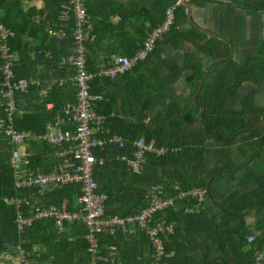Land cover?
<instances>
[{
  "label": "trees",
  "instance_id": "1",
  "mask_svg": "<svg viewBox=\"0 0 264 264\" xmlns=\"http://www.w3.org/2000/svg\"><path fill=\"white\" fill-rule=\"evenodd\" d=\"M25 1L29 0H0V21L15 35L9 42L16 55L15 79L32 78L38 82L15 95L18 113L14 116V126L34 136H42L46 125L61 113L65 105L74 103L76 99V87L71 81L74 67L62 63L63 59L73 54L71 33L74 22L72 18L67 26L61 22L64 0H35L36 4L24 11L22 5ZM176 1L84 0L90 36L93 37L86 44L87 70L96 72L114 56L132 55L147 34L162 22L164 11ZM206 1L189 0L194 5H203ZM184 18V6L178 4L174 10L173 25L163 40L156 44L146 60L134 67L147 68L143 75V79L148 81L147 102L142 105L139 119L130 122L123 111H117L110 105V97L101 91V86L108 79L95 78L91 82V92L102 95L101 101L95 104L96 113L105 116L102 129L107 134L102 136L117 135L124 141L123 148L110 144L95 150L96 155L103 159V164L94 171V178L98 192L106 197L103 204L105 215L123 217L134 214L147 206L150 188L155 186L166 197H174L179 191L193 188L205 189L206 183L195 177L196 173L203 172L204 134H211L220 128L223 135L216 131L212 138L226 139L238 131L253 129L262 115V110L253 105L251 97L241 99L240 111H235L234 106L243 82H258L264 78L263 63L238 65L229 58L212 64L196 95L195 99L199 101H191V95L182 99L171 93L169 85L188 67L187 60L181 68L163 60L162 50L166 45L175 48L189 42L197 53L211 60L226 58L230 52L228 45L215 37H207L193 29L190 32L178 30L176 25ZM63 28L66 38L50 36L49 29ZM191 68L194 74L190 77L193 93L204 73L198 67ZM3 117L4 108L0 106V119ZM196 118L199 120L198 129L194 135H189L186 127ZM137 137L153 141L157 146L179 149L163 157L147 155L139 174H134L120 157L131 158V143ZM252 137L248 135L247 138ZM32 147V163L43 172L51 171L59 162L50 154L54 148L42 140L32 142ZM9 149L0 134V255L5 243H21L30 253V264H85L88 245L80 223L67 224L64 231L58 234L53 220H38L22 235L18 234L14 224L15 208L6 199L23 195L27 201L30 200L27 192L22 194L12 184ZM79 194L77 185H66L49 189L43 199L58 207L63 200H67V209H72ZM236 201L234 194L226 198L219 207L220 219L215 222L198 211L201 203L195 198L175 199L172 208L156 216L164 218L167 223L175 222L173 230L162 236L166 254L163 260L167 264H236L240 261L242 264H254V250L264 246L254 241L251 247L245 248L249 245L245 240L246 229L240 225L229 228L230 221H239L241 213L251 208V203L239 204ZM99 250L102 259L98 264H147L151 253L149 240L139 229L130 234L117 229L113 235H101Z\"/></svg>",
  "mask_w": 264,
  "mask_h": 264
},
{
  "label": "built area",
  "instance_id": "2",
  "mask_svg": "<svg viewBox=\"0 0 264 264\" xmlns=\"http://www.w3.org/2000/svg\"><path fill=\"white\" fill-rule=\"evenodd\" d=\"M64 1L60 19L65 26L70 18L74 22L71 33L74 50L62 63L74 67L71 81L76 87V99L74 103L65 105L61 113L46 125V132L42 136H34L31 132L18 130L14 126V116L18 113L15 95L25 92L29 85H37L38 82L32 78L15 79L16 55L9 45L15 35L0 21V106L4 108V117L0 119V134L10 148L8 164L12 171V184L22 194L23 191L27 192L30 200L27 201L23 195L6 199L16 211L14 220L16 230L22 235L35 221L53 220L57 233L60 234L67 224L80 223L84 227V239L88 245L86 249L88 258L85 264H98L102 259L99 250L101 235H113L117 229L122 233L139 229L147 236L151 247L150 260L147 264H167L163 260L166 254L162 236L173 230L175 222L167 223L164 218L156 216L161 211L172 208L175 199L191 197L201 201L204 193L200 189H189L177 192L174 197H166L163 191L155 186L150 190L147 206L134 214L123 217L105 215L103 204L106 197L98 192V184L94 178V171L97 166L103 164V159L96 155L95 150L110 144L123 148L124 141L117 135L102 136L107 134V131L102 129L105 116L95 111V104L101 101L102 95L91 92L90 88L93 79L112 80L146 60L173 25L174 10L180 2L177 0L164 11L162 22L147 34L132 55L114 56L106 66L96 72H89L86 68V44L93 37L90 36L84 0ZM49 34L56 39L67 36L64 28L49 29ZM67 125H71L72 129L67 128ZM37 140H42L54 148L50 154L59 159L51 171L43 172L32 163V142ZM131 147L133 148L131 158L123 156L120 160L134 174H139L141 164L147 155L163 157L179 149L157 146L153 141L147 142L143 137H137L131 143ZM66 185H77L80 190L72 209H67V200H63L60 207L44 201L46 191ZM245 240L252 244L255 236L249 235ZM29 258L30 253L26 252L21 243H5L4 251L0 255V264H30ZM253 259L254 264H264V248L255 249Z\"/></svg>",
  "mask_w": 264,
  "mask_h": 264
},
{
  "label": "crops",
  "instance_id": "3",
  "mask_svg": "<svg viewBox=\"0 0 264 264\" xmlns=\"http://www.w3.org/2000/svg\"><path fill=\"white\" fill-rule=\"evenodd\" d=\"M185 2L189 6V14L187 16L184 7L185 18L177 23L178 30L198 31L194 28L198 27L215 33L232 46L231 59L238 65L245 62L251 65L264 64V0H207L203 5L191 4L189 0ZM33 4H36L35 0L23 2V10L26 11ZM162 51V59L175 67H183L187 60L188 69L169 85V89L174 96L182 99L191 95L192 101L196 90L191 92L193 84L190 77L194 75L191 67H198L205 74L206 68L213 60L197 53L189 42L181 43L175 48L166 45ZM133 68L101 86L102 93L110 97V105L117 111H123L125 118L130 122L139 119L142 105L147 102L148 93L146 88L148 81L143 79L147 68ZM244 97H251L253 105L262 110V115L253 129L238 131L232 137L212 138L216 131L221 130L220 128L209 134L208 138L204 136L203 172L196 173L195 177L206 183V188L200 189L204 195L201 201H197L201 203L198 211L208 219L218 222L220 204L231 194L235 195L239 204L251 203V208L241 213L239 221L229 222V228L240 225L246 229L247 237L255 236V243L264 246V78L258 82L245 81L241 84L238 89V101L234 106L235 111H240V101ZM198 121L196 118L186 127L187 134H195ZM67 128L72 129V126L67 125ZM248 135L253 137L249 139ZM249 247L251 244L245 248ZM236 264H242V261Z\"/></svg>",
  "mask_w": 264,
  "mask_h": 264
},
{
  "label": "water",
  "instance_id": "4",
  "mask_svg": "<svg viewBox=\"0 0 264 264\" xmlns=\"http://www.w3.org/2000/svg\"><path fill=\"white\" fill-rule=\"evenodd\" d=\"M179 2H180L181 5H183V6L186 8V13H187V16H188V14H189V6H188V3L185 2V1H183V0H179ZM194 28H196V29H197L199 32H201V33L207 34V35H209V36H213V37H215V38H217V39H219V40L225 42V43L229 46V48H230V54H229V56L226 57V58H222V59H218V60H213V61L209 64V66H208V67L206 68V70H205V74H203L202 78L199 80V83H198V85H197L196 92L194 93V96L192 97V101H196V99H195V95H196L197 92L199 91V89H200V87H201L202 79H203L204 76L208 73V71H209L211 65H212L213 63H216V62H219V61H225V60L231 58L232 53H233V48H232V46L228 43V41H227L226 39L222 38L221 36H219V35H217V34H215V33L208 32V31H206V30H204V29H200V28H198V27H194ZM202 111H203V106H202ZM201 117H202V113H201L200 116H199V119H200V120H201ZM219 131L222 133L221 130H219ZM204 133H205V132H204ZM209 136H210L209 134H208V135H205V137H207V138H208Z\"/></svg>",
  "mask_w": 264,
  "mask_h": 264
},
{
  "label": "rangeland",
  "instance_id": "5",
  "mask_svg": "<svg viewBox=\"0 0 264 264\" xmlns=\"http://www.w3.org/2000/svg\"><path fill=\"white\" fill-rule=\"evenodd\" d=\"M219 40V39H218Z\"/></svg>",
  "mask_w": 264,
  "mask_h": 264
}]
</instances>
